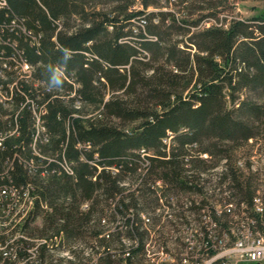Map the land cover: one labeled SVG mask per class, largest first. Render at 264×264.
Listing matches in <instances>:
<instances>
[{
    "label": "trees",
    "instance_id": "trees-1",
    "mask_svg": "<svg viewBox=\"0 0 264 264\" xmlns=\"http://www.w3.org/2000/svg\"><path fill=\"white\" fill-rule=\"evenodd\" d=\"M0 3V183L18 189L0 208V247L16 258L0 264H147L155 226L198 223L204 206L228 228L232 214L192 196L207 194L203 175L219 165L214 187L264 233V212L250 210V151L264 148V14L222 20L227 0ZM156 180L176 201L163 221ZM187 202L194 218L176 211Z\"/></svg>",
    "mask_w": 264,
    "mask_h": 264
},
{
    "label": "rangeland",
    "instance_id": "rangeland-1",
    "mask_svg": "<svg viewBox=\"0 0 264 264\" xmlns=\"http://www.w3.org/2000/svg\"><path fill=\"white\" fill-rule=\"evenodd\" d=\"M171 8L176 9V6L172 5ZM148 9H152V8L148 7ZM259 14H264V0H227V3L225 4L223 10L221 11V13H219V18L222 20H228V18L231 16H240L243 18H249L255 15H259ZM22 72H24L25 74H30V71L28 70V68H26V66H22ZM87 108L88 110H92L93 107L88 106ZM260 147L261 146L259 144H254L252 146L251 151H250V154H251L250 161H251V171L255 172L256 174L255 184L257 188L259 189V194L261 196H264V187H262L264 186V148H260ZM188 151L191 155L195 154L196 152L195 146H190ZM201 157L207 158V155L201 154ZM239 161H242V159H240ZM185 162H186L185 164L186 167H188L189 163L187 161ZM220 170H221V165L210 169L209 172L211 173L203 175V178L210 180L208 185H206L207 194L203 195V194L197 193V195H192V196H195L194 197L196 201L195 204L199 205L200 203L197 201H200L201 198H205V196H207L208 201H209L208 204H213V205L220 204V207H221L220 210H221L223 209L222 207L223 204H221L218 199L223 198V199L228 200L227 202H231L233 204V209H234L233 218L235 215L244 217L245 215H247L245 211V208L247 207L246 204L243 202L239 205L236 204L235 202L236 200L234 199V197L229 196L230 194L227 195L228 191H223V193H220L218 188L214 187L213 183L217 179V175H218L217 172H220ZM155 188H156L157 196L159 197L158 202L160 204V207L156 208L155 214H158V215L160 213L163 214L162 217H159L160 221L166 220V218L169 219L170 216H172V212L174 210H171L167 208L166 206L167 204L170 203V205L174 207L176 205V201L174 198L169 199V200L167 198L165 199L164 196H166V194L162 192L164 185L161 180L155 181ZM185 199H186L185 197H182V201H185ZM188 204L189 203L187 202L183 207H181V209H179L180 208L179 207L178 209H176V211L179 210L180 212H183L186 217L194 218L197 215V210L196 211L188 210L187 208H189L190 206ZM199 211H200V208H199ZM143 216H147V215L144 214ZM38 221L39 219H37L36 222ZM116 221L117 220H115V222ZM179 221L181 222H178L176 225L172 227L155 226V228L163 229V233L157 232V231L154 233L152 232L151 233L152 240H147L146 247L147 249H149L147 253V257H148L147 259L149 262L147 264H155V263L156 264H178L180 253L181 251H183V248L185 246L184 241L189 236V232L191 231L193 233L194 232L193 228L199 227V224L197 222L193 223V221H191V224H189V222L187 221L185 222H182V220H179ZM229 228L230 230L231 228H233L234 230H237V226L235 224H230L228 228H225V229L220 228V229L227 232L229 231ZM233 239H234L233 234L232 236L230 235L226 236L225 245L219 246L217 250L221 252H226L227 254L236 253L235 258L237 259L239 264H247V263L250 264L249 261L245 263V260H243V257L239 255V252L233 251V248L235 247V246H231L232 242L234 241ZM121 240L125 244V246H129V244L132 242L131 240H128L126 237L122 238ZM112 246L114 247L115 244H112ZM78 247L79 248L82 247L83 249H85L84 255H86L87 252L90 251V248H84V246L80 243L77 245V248ZM113 252L116 254V256L114 257L115 258L114 260L117 261V259H119L120 251L117 249L115 250L113 249ZM216 254H219V252ZM216 254L214 255V257L216 256ZM58 255L64 256L66 258L70 257V255L67 254L66 251H61L58 253ZM96 258L97 257L95 256L91 257L89 259L91 261L89 262L91 264H99ZM124 261L125 260H122L121 263H119L118 261V264H124ZM143 264H146V261H144Z\"/></svg>",
    "mask_w": 264,
    "mask_h": 264
},
{
    "label": "built area",
    "instance_id": "built-area-1",
    "mask_svg": "<svg viewBox=\"0 0 264 264\" xmlns=\"http://www.w3.org/2000/svg\"><path fill=\"white\" fill-rule=\"evenodd\" d=\"M21 66H26L27 68L26 62L23 61ZM33 113L37 121H39L40 114L37 111H34ZM17 115L18 114L16 113V116ZM37 130L43 132V128L38 125ZM44 138L47 137L44 135L42 139L45 140ZM3 139L4 137L0 136V142H2ZM67 165H70L71 167L72 163L67 160ZM22 188H27V194H29L28 186ZM17 190L18 189L12 185L0 183V208H4V213L7 212L9 205L16 200ZM220 208V204L214 205L217 215H219L222 210L232 215L234 214L233 204L231 202H226L223 205V209L220 210ZM29 209L30 208H28V210ZM250 210H252L253 215L259 216L264 212V201H262V196L259 194V190L253 197V205ZM233 221L237 226V230H234L233 228H231V230L229 228V231L227 232L221 230L215 221V218L212 217L210 209L205 206V217L199 219V227L193 228V233L191 231L189 232V236L184 241L185 246L180 253L178 264H239L235 258L236 253L227 254L226 252L217 250L219 246L225 245L226 236H232V234L234 241L232 242V245H230L235 246L233 251L239 252V255L245 260V263L248 261L250 264L264 263V233L257 229L255 218L250 215H245L244 217L235 215ZM189 224H191V222ZM34 251L35 250L33 249H28L29 253H34ZM218 252L219 254H216ZM215 254L216 256L214 257ZM15 258L16 253L14 250H6L3 249V247H0V260H2V263H5V261H14ZM27 264L40 263L35 260H29L28 256Z\"/></svg>",
    "mask_w": 264,
    "mask_h": 264
},
{
    "label": "clouds",
    "instance_id": "clouds-1",
    "mask_svg": "<svg viewBox=\"0 0 264 264\" xmlns=\"http://www.w3.org/2000/svg\"><path fill=\"white\" fill-rule=\"evenodd\" d=\"M66 50H67V49H62L61 51L64 52V51H66ZM66 62H67V61L65 60V63H66ZM62 80H63V79L58 78L57 81H56V85H55V86H56V87L60 86V85L62 84Z\"/></svg>",
    "mask_w": 264,
    "mask_h": 264
},
{
    "label": "bare ground",
    "instance_id": "bare-ground-1",
    "mask_svg": "<svg viewBox=\"0 0 264 264\" xmlns=\"http://www.w3.org/2000/svg\"><path fill=\"white\" fill-rule=\"evenodd\" d=\"M29 201V200H28ZM19 264V263H18Z\"/></svg>",
    "mask_w": 264,
    "mask_h": 264
}]
</instances>
